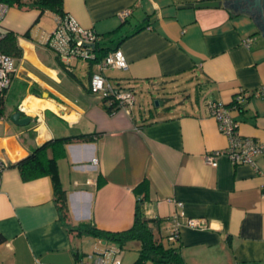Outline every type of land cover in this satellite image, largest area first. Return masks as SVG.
I'll use <instances>...</instances> for the list:
<instances>
[{"label": "crops", "instance_id": "0c3cea01", "mask_svg": "<svg viewBox=\"0 0 264 264\" xmlns=\"http://www.w3.org/2000/svg\"><path fill=\"white\" fill-rule=\"evenodd\" d=\"M204 1L213 0H63L65 14L102 36L99 47L124 54L125 69L103 71L109 80L134 92L192 80L202 93L196 104L187 99L157 109L134 106L130 113L107 111L103 98L90 92L92 63L76 59L71 70L61 67L46 44L49 18L56 15L7 7L0 31L17 34L21 53L13 57L0 117V158L7 164L0 172V264H76L90 254L92 240L95 253L114 245L69 232L59 219L50 176L23 180L10 166L47 141L79 134L93 138L48 149L49 156L57 154L72 224L129 228L138 200L134 188L146 180L142 209L161 220V239L174 215L206 219L203 229L181 226L171 244L186 264H264V155L254 164H234L226 155L215 167L205 160L228 144L210 102L228 107L242 136L264 142V36L249 13H233L223 0L218 7L195 5ZM126 8L130 15L121 20L118 13ZM249 36L254 40L245 47ZM239 92L244 98L236 103ZM17 110L31 118L28 124L10 121Z\"/></svg>", "mask_w": 264, "mask_h": 264}, {"label": "built area", "instance_id": "2783aa9c", "mask_svg": "<svg viewBox=\"0 0 264 264\" xmlns=\"http://www.w3.org/2000/svg\"><path fill=\"white\" fill-rule=\"evenodd\" d=\"M7 10V6L0 3V21ZM131 10L126 8L118 13L121 20L130 15ZM2 32L0 31V39ZM102 36L91 28H83L69 14L56 16L55 28L47 37L46 44L50 47L67 70H71L73 60H83L92 63L94 70L90 74L89 90L92 94L114 102L117 108H122L130 113L136 102L135 92L130 87L120 83H114L107 78L103 71L105 69H125L127 61L119 48L108 51L101 58H97L95 46L101 41ZM254 38L249 36L242 40V45L249 47ZM15 71V59L0 51V95L6 91L12 82ZM244 98L242 92L234 97V102ZM211 116L217 123L219 131L227 137L228 144L223 150H213L205 154V160L211 166L217 165V157L226 155L234 164L249 163L254 164L257 155H264V142L255 138L242 136L238 130V122L233 120L229 109L222 102H210L207 105ZM97 158L92 159V164H97ZM7 164L0 158V172ZM181 206L182 203H177ZM203 229L207 222L205 218H185L180 220L178 215L169 218L168 233L166 239L170 244H174L179 239L181 226ZM117 245H112L108 249L94 254H86L78 258L76 264H122Z\"/></svg>", "mask_w": 264, "mask_h": 264}, {"label": "trees", "instance_id": "16d2710c", "mask_svg": "<svg viewBox=\"0 0 264 264\" xmlns=\"http://www.w3.org/2000/svg\"><path fill=\"white\" fill-rule=\"evenodd\" d=\"M0 3L5 4L7 7L17 6L35 8L39 10L40 15L46 12H50L56 16H63L65 14L63 11V0H0ZM23 36L29 37V30L26 31ZM95 50L98 59L110 51L102 49L99 45L95 46ZM0 51L12 57L20 55L21 48L18 45V36L12 30H6L5 33H2ZM57 58L59 59L58 56ZM59 63L63 69H66L60 60ZM4 95L5 91L0 95V117L4 114ZM103 104L109 112H113L117 109L116 104L114 102H108L106 98L103 99ZM231 105L235 107L237 104L235 105L232 103ZM92 138V134H79L73 137L56 138L47 141L34 148L24 158L10 164V166L16 167L19 170L23 180H30L42 175L50 176L54 191V202L59 219L69 232H74L77 235H88L104 242L113 243L120 248L126 246L130 242H136L139 244L136 263L186 264L178 247H174L170 243L164 245L162 239L157 236L156 233L160 227L161 220L147 217L142 209V204L146 200L148 192L146 180H143L134 188L138 200L136 201L133 222L129 228L120 231H110L100 229L90 222L77 225L71 223L67 194L59 178L57 154L53 153L49 156L48 149L53 148L58 143L63 145L72 140L88 142L92 140ZM60 153H62V149ZM4 241V236L0 234V244Z\"/></svg>", "mask_w": 264, "mask_h": 264}, {"label": "rangeland", "instance_id": "374dc122", "mask_svg": "<svg viewBox=\"0 0 264 264\" xmlns=\"http://www.w3.org/2000/svg\"><path fill=\"white\" fill-rule=\"evenodd\" d=\"M49 25L53 27L52 30L55 28L54 19L52 20L51 18H49L48 26ZM76 62L77 61H75L74 63ZM171 82L172 80L165 81L157 86H151L149 89L145 90L136 89V102L134 104V111H137L139 107L143 108L146 106H149L152 109L162 108L164 106L167 107L170 104H174L175 102L186 101L187 99L189 101L191 100L194 104H196V101L200 99L202 93L200 92V89L196 82H193L192 80H185L179 84H173ZM186 109H188V107H186ZM162 242L164 245L169 244L166 239V236H163ZM89 246H92V249H90V247H87V251L90 252V254H94L96 251V245L94 244L93 240L89 243ZM117 247L120 251L119 256L121 258L122 264H146L136 263L138 252L137 249L134 248L132 245L124 246L122 248H120L119 246Z\"/></svg>", "mask_w": 264, "mask_h": 264}, {"label": "water", "instance_id": "95a60500", "mask_svg": "<svg viewBox=\"0 0 264 264\" xmlns=\"http://www.w3.org/2000/svg\"><path fill=\"white\" fill-rule=\"evenodd\" d=\"M262 1L264 0H223V6L229 8L233 13L236 14L242 12L249 13L255 25L262 31V36H264V18H262V14L259 15L256 10L254 14L250 12V9L254 7L258 8L262 12ZM220 4V1L213 0L200 2L195 5L199 7H218ZM9 118L11 122L17 125H26L31 119L29 116L22 117V112L20 110L12 113Z\"/></svg>", "mask_w": 264, "mask_h": 264}, {"label": "flooded vegetation", "instance_id": "af4514ba", "mask_svg": "<svg viewBox=\"0 0 264 264\" xmlns=\"http://www.w3.org/2000/svg\"><path fill=\"white\" fill-rule=\"evenodd\" d=\"M255 10H256V12H258V14L259 15H261L262 13H264V1H262V12L258 9V8H256V7H254V8H251L250 9V12H252L253 14H254V12H255ZM262 16V15H261ZM257 18V17H256Z\"/></svg>", "mask_w": 264, "mask_h": 264}]
</instances>
